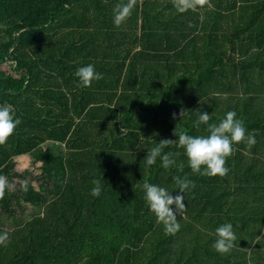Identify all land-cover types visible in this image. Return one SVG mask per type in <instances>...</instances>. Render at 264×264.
<instances>
[{"label":"trees","instance_id":"obj_1","mask_svg":"<svg viewBox=\"0 0 264 264\" xmlns=\"http://www.w3.org/2000/svg\"><path fill=\"white\" fill-rule=\"evenodd\" d=\"M184 2L0 0V102L20 117L0 143V264H264V0ZM87 63L104 74L89 87L75 75ZM199 109L208 123L234 109L255 130L225 176L193 173L178 144L180 132L208 134ZM163 139L177 141L164 146L177 165L146 166ZM30 154L18 173L14 158ZM185 174L195 186L168 232L143 184L176 192ZM225 222L236 241L219 252Z\"/></svg>","mask_w":264,"mask_h":264},{"label":"clouds","instance_id":"obj_2","mask_svg":"<svg viewBox=\"0 0 264 264\" xmlns=\"http://www.w3.org/2000/svg\"><path fill=\"white\" fill-rule=\"evenodd\" d=\"M181 10L187 7H195L192 0H185ZM132 3H118L114 20L120 23L127 15L131 14ZM75 75L79 78L82 86L89 87L93 81L103 78V73L96 69L95 64L87 63L77 68ZM211 114L206 110L199 109V116L194 121L195 127H200L201 123L207 125L208 134L192 135L188 131L179 133L178 144L183 148L184 155L187 157V165L193 173L207 176H225L230 168L226 161L234 150V143L244 141L248 145L256 142L255 130L249 131L245 122L237 116V112L229 110L218 123H208ZM20 123V117L16 115L14 106L8 102H0V143H4L14 133ZM176 140L163 139L148 150L144 160L146 166H152L159 157L165 168L177 165L175 156L178 153L164 151V146L176 143ZM183 163L179 165L183 169ZM179 190L171 192L167 187L157 183L144 182V198L149 209L155 214L159 222H162L165 231L175 232L180 228L177 220V208H184V193L191 191L195 186V181L189 179L187 174L184 176H174ZM27 182H25V187ZM5 189V179L0 176V196H3ZM94 194L101 192L100 182L92 189ZM216 239L213 247L219 252H228L236 241V232L231 222L220 224L215 229ZM9 239L8 232H0V244L6 243Z\"/></svg>","mask_w":264,"mask_h":264},{"label":"crops","instance_id":"obj_3","mask_svg":"<svg viewBox=\"0 0 264 264\" xmlns=\"http://www.w3.org/2000/svg\"><path fill=\"white\" fill-rule=\"evenodd\" d=\"M48 147L51 148V149H55L56 145H52L50 142H46L45 144L42 145L43 149H47ZM14 162H15V166L19 165L20 168L22 167V170L30 169L31 168V163H32L31 154L30 155H22V156L15 157L14 158ZM24 165L26 167H28V165H29V167L26 168V167H24ZM40 215H41V212H40Z\"/></svg>","mask_w":264,"mask_h":264},{"label":"rangeland","instance_id":"obj_4","mask_svg":"<svg viewBox=\"0 0 264 264\" xmlns=\"http://www.w3.org/2000/svg\"><path fill=\"white\" fill-rule=\"evenodd\" d=\"M25 162V161H24ZM24 167H26L25 165H24ZM28 167H29V165H28ZM28 167H26V168H28ZM25 168V169H26ZM15 170L18 172V173H21V172H23L24 170H22V167L20 168L19 167V165L18 166H15ZM36 173H37V175H38V171H36ZM14 182L15 183H19V181L18 180H14ZM0 226H2V227H4V228H6V227H9L10 226V224H8L6 221H0Z\"/></svg>","mask_w":264,"mask_h":264},{"label":"built area","instance_id":"obj_5","mask_svg":"<svg viewBox=\"0 0 264 264\" xmlns=\"http://www.w3.org/2000/svg\"><path fill=\"white\" fill-rule=\"evenodd\" d=\"M10 63H12V62H10Z\"/></svg>","mask_w":264,"mask_h":264}]
</instances>
